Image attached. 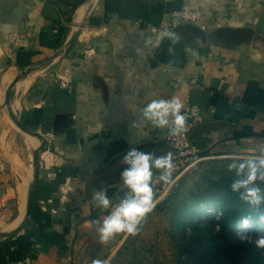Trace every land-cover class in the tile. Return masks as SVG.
I'll return each mask as SVG.
<instances>
[{
  "label": "crops",
  "instance_id": "0c3cea01",
  "mask_svg": "<svg viewBox=\"0 0 264 264\" xmlns=\"http://www.w3.org/2000/svg\"><path fill=\"white\" fill-rule=\"evenodd\" d=\"M184 23L253 33L211 39ZM173 97L199 105L203 121L230 124L198 150L264 140V0H0V264H79L128 194L121 179L94 189L93 175L165 137L141 109Z\"/></svg>",
  "mask_w": 264,
  "mask_h": 264
},
{
  "label": "rangeland",
  "instance_id": "374dc122",
  "mask_svg": "<svg viewBox=\"0 0 264 264\" xmlns=\"http://www.w3.org/2000/svg\"><path fill=\"white\" fill-rule=\"evenodd\" d=\"M261 152H264V140L260 139L250 140L234 152L201 149L193 158L174 165L168 183L159 179L163 171L159 170L151 181L155 207L141 221L138 234L120 233L102 243L99 232L94 230L95 234L82 248L79 264H92L93 259H100L104 264H198L189 256L191 243L188 239L192 234L189 216L179 229L175 219L176 207L183 208L185 203L194 200L195 192L214 188L216 183L234 175L229 170L233 161L259 156ZM213 208L211 206L208 210H215ZM202 219L203 214L197 216L199 222ZM237 232L244 239L255 240L264 235V225L258 221L251 228L240 227Z\"/></svg>",
  "mask_w": 264,
  "mask_h": 264
},
{
  "label": "clouds",
  "instance_id": "9594fccd",
  "mask_svg": "<svg viewBox=\"0 0 264 264\" xmlns=\"http://www.w3.org/2000/svg\"><path fill=\"white\" fill-rule=\"evenodd\" d=\"M173 44L179 41V37L165 34ZM146 43H151L147 40ZM155 47V45H153ZM193 57L196 53L192 49H186ZM172 52V48H169ZM183 103L178 98L151 99L142 109L141 117L156 128H167L173 137L180 135L186 127L187 118ZM163 151V150H161ZM122 165L120 178L128 189V194L113 206L99 227V239L107 243L117 234L126 233L135 236L139 232L141 221L153 211L154 192L151 185L153 169L163 170L159 179L170 182L174 171L173 157L170 152L156 156L154 151H143L131 148L123 153L119 161ZM229 170L235 173L236 179L230 184L233 193L250 208L259 210L264 205V152L259 156H249L246 159L233 161ZM94 200L102 208H109L112 201L104 191H97ZM258 221L264 225V214L258 216ZM242 228L253 226L252 216H244L240 219ZM254 244L259 249H264V235L258 236ZM92 264H104L100 259H93Z\"/></svg>",
  "mask_w": 264,
  "mask_h": 264
},
{
  "label": "trees",
  "instance_id": "16d2710c",
  "mask_svg": "<svg viewBox=\"0 0 264 264\" xmlns=\"http://www.w3.org/2000/svg\"><path fill=\"white\" fill-rule=\"evenodd\" d=\"M230 176L214 188L195 192L194 200L183 208L176 207V224L180 229L189 216L192 228L189 256L198 264H264V249L257 248L254 239H244L237 232L244 216L251 215L253 223H257L258 216L264 214V205L255 210L242 202L230 189L236 179L235 174ZM211 206L215 210L209 211ZM200 214L203 219L199 222Z\"/></svg>",
  "mask_w": 264,
  "mask_h": 264
},
{
  "label": "water",
  "instance_id": "95a60500",
  "mask_svg": "<svg viewBox=\"0 0 264 264\" xmlns=\"http://www.w3.org/2000/svg\"><path fill=\"white\" fill-rule=\"evenodd\" d=\"M183 25L189 27L196 33L214 38L215 34H223L225 32H235L239 33L242 36H250L253 33V29L248 27H238V28H230V27H221L215 31H202L197 26L192 23H184ZM74 40L70 41V44ZM225 127H230V124L226 121L222 120H212V121H201L196 123L191 130L189 131V139L195 143V145L200 148L204 146V136H210L211 133L221 132ZM131 148H138L143 151H154L156 156H161L170 152L172 154L173 150L170 147L167 139L165 137L154 139H148L146 141L139 142L132 147L126 148L116 155H114L107 163H105L102 167H100L92 177V181L90 182V186L92 182H96L94 185V189H98L102 187L105 183L110 181L119 180L120 172L122 170V165H120L119 161L124 152L130 150ZM163 150V151H161ZM32 205V194L29 196L28 207L26 211V218L29 216L30 208Z\"/></svg>",
  "mask_w": 264,
  "mask_h": 264
},
{
  "label": "built area",
  "instance_id": "2783aa9c",
  "mask_svg": "<svg viewBox=\"0 0 264 264\" xmlns=\"http://www.w3.org/2000/svg\"><path fill=\"white\" fill-rule=\"evenodd\" d=\"M182 18L185 20H191L194 17L193 12L184 11L182 14ZM165 26V25H164ZM162 26V28H164ZM152 50L150 49V53ZM191 84H198L196 77L190 78ZM183 108V112L186 115L187 123L185 130L178 136H171L167 129L165 138L167 139L170 147L172 148V157L174 165L182 162L184 159L193 158L198 152V147L189 139V131L191 128L198 122L203 121L202 112L199 105L191 102H185Z\"/></svg>",
  "mask_w": 264,
  "mask_h": 264
}]
</instances>
